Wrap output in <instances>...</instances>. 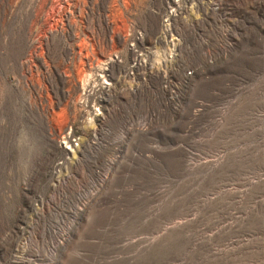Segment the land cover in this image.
<instances>
[{"label":"rangeland","instance_id":"obj_1","mask_svg":"<svg viewBox=\"0 0 264 264\" xmlns=\"http://www.w3.org/2000/svg\"><path fill=\"white\" fill-rule=\"evenodd\" d=\"M0 264H264V0H0Z\"/></svg>","mask_w":264,"mask_h":264},{"label":"built area","instance_id":"obj_2","mask_svg":"<svg viewBox=\"0 0 264 264\" xmlns=\"http://www.w3.org/2000/svg\"><path fill=\"white\" fill-rule=\"evenodd\" d=\"M169 20H170V15H166L162 18V25L165 28V31L169 30V26H170ZM188 74H190V72H188ZM71 142H76V140L72 138Z\"/></svg>","mask_w":264,"mask_h":264},{"label":"bare ground","instance_id":"obj_3","mask_svg":"<svg viewBox=\"0 0 264 264\" xmlns=\"http://www.w3.org/2000/svg\"><path fill=\"white\" fill-rule=\"evenodd\" d=\"M169 28H170V27H169ZM91 79H92V75H91V74H86V77H85V79H84V86H87L88 83H90ZM87 88H88V87H87Z\"/></svg>","mask_w":264,"mask_h":264}]
</instances>
